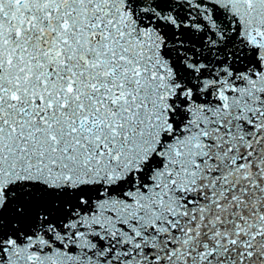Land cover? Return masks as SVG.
I'll return each instance as SVG.
<instances>
[{
  "label": "snow or ice",
  "instance_id": "6c2138e0",
  "mask_svg": "<svg viewBox=\"0 0 264 264\" xmlns=\"http://www.w3.org/2000/svg\"><path fill=\"white\" fill-rule=\"evenodd\" d=\"M0 264H264V0H0Z\"/></svg>",
  "mask_w": 264,
  "mask_h": 264
}]
</instances>
